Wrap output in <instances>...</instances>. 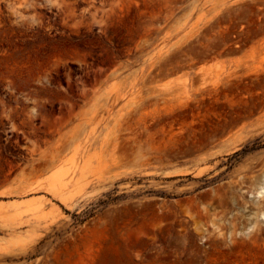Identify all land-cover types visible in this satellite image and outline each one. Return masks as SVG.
I'll list each match as a JSON object with an SVG mask.
<instances>
[{"label": "rangeland", "instance_id": "rangeland-1", "mask_svg": "<svg viewBox=\"0 0 264 264\" xmlns=\"http://www.w3.org/2000/svg\"><path fill=\"white\" fill-rule=\"evenodd\" d=\"M0 264H264V0H0Z\"/></svg>", "mask_w": 264, "mask_h": 264}]
</instances>
